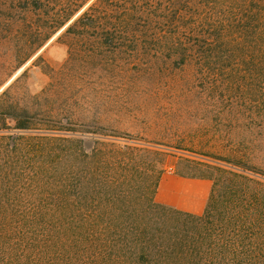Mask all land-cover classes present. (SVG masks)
Returning a JSON list of instances; mask_svg holds the SVG:
<instances>
[{
    "label": "trees",
    "instance_id": "1",
    "mask_svg": "<svg viewBox=\"0 0 264 264\" xmlns=\"http://www.w3.org/2000/svg\"><path fill=\"white\" fill-rule=\"evenodd\" d=\"M90 28L111 42L164 40L204 75L234 60L253 87L264 77V0H97L66 33ZM2 111L0 264H264V184L246 171L213 167L208 204L192 215L135 195V149L88 150L39 132L27 110Z\"/></svg>",
    "mask_w": 264,
    "mask_h": 264
},
{
    "label": "rangeland",
    "instance_id": "2",
    "mask_svg": "<svg viewBox=\"0 0 264 264\" xmlns=\"http://www.w3.org/2000/svg\"><path fill=\"white\" fill-rule=\"evenodd\" d=\"M34 1L0 0V114L27 110L39 132L82 140L88 150L135 149L125 160L140 168L135 195L160 205L152 191L164 175L213 186L205 177L213 167H236L264 184L262 75L253 87L234 60H216L204 75L196 61L171 56L164 40L111 42L91 28L67 34L97 0ZM120 3L111 4L112 18L123 16Z\"/></svg>",
    "mask_w": 264,
    "mask_h": 264
},
{
    "label": "crops",
    "instance_id": "3",
    "mask_svg": "<svg viewBox=\"0 0 264 264\" xmlns=\"http://www.w3.org/2000/svg\"><path fill=\"white\" fill-rule=\"evenodd\" d=\"M212 191L206 179H190L178 175H164L160 181L159 203L191 214L204 212Z\"/></svg>",
    "mask_w": 264,
    "mask_h": 264
}]
</instances>
